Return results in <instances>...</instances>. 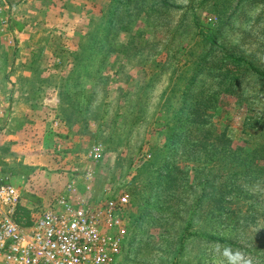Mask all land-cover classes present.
<instances>
[{
	"label": "rangeland",
	"instance_id": "374dc122",
	"mask_svg": "<svg viewBox=\"0 0 264 264\" xmlns=\"http://www.w3.org/2000/svg\"><path fill=\"white\" fill-rule=\"evenodd\" d=\"M0 48L27 206L126 194L115 264H264V78L222 60L264 70V0H0Z\"/></svg>",
	"mask_w": 264,
	"mask_h": 264
},
{
	"label": "built area",
	"instance_id": "2783aa9c",
	"mask_svg": "<svg viewBox=\"0 0 264 264\" xmlns=\"http://www.w3.org/2000/svg\"><path fill=\"white\" fill-rule=\"evenodd\" d=\"M3 56L0 48V65ZM13 111L0 77V138ZM128 203L126 194L106 196L93 205L66 195L52 205L30 208L14 184L0 182V264H115ZM21 208L28 211L22 218Z\"/></svg>",
	"mask_w": 264,
	"mask_h": 264
},
{
	"label": "trees",
	"instance_id": "16d2710c",
	"mask_svg": "<svg viewBox=\"0 0 264 264\" xmlns=\"http://www.w3.org/2000/svg\"><path fill=\"white\" fill-rule=\"evenodd\" d=\"M205 39H206V42H212L214 43L216 41V36H213L212 34L210 35H206L205 36ZM222 60H231L233 62H235L237 65L241 64V65H244L246 67V69H249L251 71H253L254 73L258 74L261 78H264V70L261 69L259 66H257L255 63H253L252 61H249L248 59H245V58H242V57H238L236 56L234 53H230L228 51L224 52L223 56H222ZM203 67V64L201 63H197L196 67L197 70H200L199 68ZM193 82V79L191 78L188 83H192ZM20 212H21V218L22 216H24L25 214L28 213V211H26L25 209L21 208L20 209Z\"/></svg>",
	"mask_w": 264,
	"mask_h": 264
},
{
	"label": "clouds",
	"instance_id": "9594fccd",
	"mask_svg": "<svg viewBox=\"0 0 264 264\" xmlns=\"http://www.w3.org/2000/svg\"><path fill=\"white\" fill-rule=\"evenodd\" d=\"M226 255H229L230 259L233 261L243 260L242 254L235 253L234 255L231 254L230 250H226ZM244 264H251L250 261H244Z\"/></svg>",
	"mask_w": 264,
	"mask_h": 264
}]
</instances>
